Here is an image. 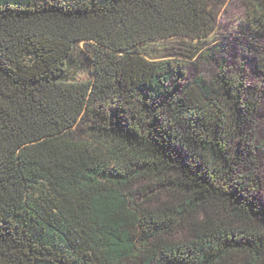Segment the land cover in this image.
<instances>
[{"label": "trees", "instance_id": "obj_1", "mask_svg": "<svg viewBox=\"0 0 264 264\" xmlns=\"http://www.w3.org/2000/svg\"><path fill=\"white\" fill-rule=\"evenodd\" d=\"M223 2L0 0V264H264V0L191 73Z\"/></svg>", "mask_w": 264, "mask_h": 264}, {"label": "rangeland", "instance_id": "obj_2", "mask_svg": "<svg viewBox=\"0 0 264 264\" xmlns=\"http://www.w3.org/2000/svg\"><path fill=\"white\" fill-rule=\"evenodd\" d=\"M246 0H224L216 17V26L213 34L206 39L199 50L200 58H193L198 68L191 71L192 75H201L206 80L210 79L218 64L225 59V64L230 67H239L250 72L258 55L255 49L246 44L242 39L241 20L244 18ZM258 49L264 50V40L255 42ZM82 46V42L79 43ZM185 46L177 40L155 41L147 44V51L156 56L182 53ZM264 123V116L261 119Z\"/></svg>", "mask_w": 264, "mask_h": 264}]
</instances>
